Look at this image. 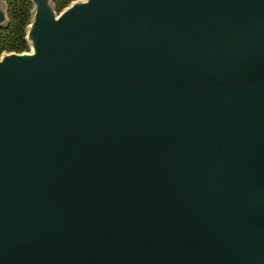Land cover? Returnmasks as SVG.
<instances>
[{
    "label": "water",
    "instance_id": "95a60500",
    "mask_svg": "<svg viewBox=\"0 0 264 264\" xmlns=\"http://www.w3.org/2000/svg\"><path fill=\"white\" fill-rule=\"evenodd\" d=\"M31 1L0 264H264V0Z\"/></svg>",
    "mask_w": 264,
    "mask_h": 264
},
{
    "label": "trees",
    "instance_id": "16d2710c",
    "mask_svg": "<svg viewBox=\"0 0 264 264\" xmlns=\"http://www.w3.org/2000/svg\"><path fill=\"white\" fill-rule=\"evenodd\" d=\"M8 5L9 23L0 26V53L3 51H24L29 49L26 29L31 21L33 3L31 0H5ZM75 0H56L60 12Z\"/></svg>",
    "mask_w": 264,
    "mask_h": 264
}]
</instances>
